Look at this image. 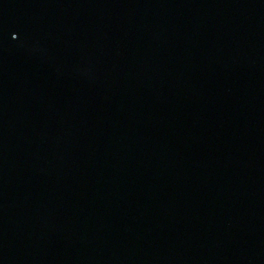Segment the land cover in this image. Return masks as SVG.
Returning <instances> with one entry per match:
<instances>
[{
    "label": "water",
    "instance_id": "obj_1",
    "mask_svg": "<svg viewBox=\"0 0 264 264\" xmlns=\"http://www.w3.org/2000/svg\"><path fill=\"white\" fill-rule=\"evenodd\" d=\"M0 264H264V0H0Z\"/></svg>",
    "mask_w": 264,
    "mask_h": 264
}]
</instances>
